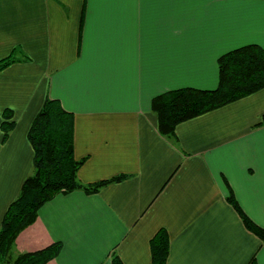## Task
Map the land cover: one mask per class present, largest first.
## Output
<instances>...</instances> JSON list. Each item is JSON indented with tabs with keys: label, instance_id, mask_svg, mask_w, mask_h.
I'll use <instances>...</instances> for the list:
<instances>
[{
	"label": "crops",
	"instance_id": "obj_1",
	"mask_svg": "<svg viewBox=\"0 0 264 264\" xmlns=\"http://www.w3.org/2000/svg\"><path fill=\"white\" fill-rule=\"evenodd\" d=\"M264 48V0H0V224L34 171L28 132L48 97L75 114L79 180L17 237L15 252L61 242L46 264H264V243L229 201L264 227V88L159 130L155 96L213 89L218 59ZM16 124L4 141L3 111Z\"/></svg>",
	"mask_w": 264,
	"mask_h": 264
},
{
	"label": "trees",
	"instance_id": "obj_2",
	"mask_svg": "<svg viewBox=\"0 0 264 264\" xmlns=\"http://www.w3.org/2000/svg\"><path fill=\"white\" fill-rule=\"evenodd\" d=\"M14 61V52L0 60V71ZM219 83L216 88L181 87L161 93L152 100L158 116L159 130L167 137H176L177 126L186 120L234 102L264 88V48L247 44L221 55L218 59ZM263 120L259 123L263 124ZM13 111H3L1 129L4 141L15 127ZM75 114L61 101L48 97L33 120L28 138L34 148V171L24 181L17 198L9 205L0 224V264H46L61 251V242L34 252H15L18 235L37 217L40 208L60 193L83 189L94 193L117 176L92 184L79 180L78 172L84 159L74 152ZM240 213L245 225L264 243V227L247 215L233 191L228 197ZM152 264H167L170 238L161 228L151 239ZM111 264H124L114 255Z\"/></svg>",
	"mask_w": 264,
	"mask_h": 264
}]
</instances>
